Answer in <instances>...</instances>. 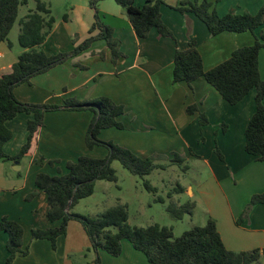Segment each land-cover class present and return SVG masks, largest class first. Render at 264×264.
Segmentation results:
<instances>
[{
    "label": "crops",
    "instance_id": "0c3cea01",
    "mask_svg": "<svg viewBox=\"0 0 264 264\" xmlns=\"http://www.w3.org/2000/svg\"><path fill=\"white\" fill-rule=\"evenodd\" d=\"M89 1L80 0L72 4L70 14L66 13V19H55L50 33L40 45L45 53L70 50L86 38L94 17V9L89 5ZM145 1L134 0V4L141 6ZM185 1L200 2L201 0H164V3L160 5L161 18L172 30L174 38L160 36L154 28L149 31L147 37L139 38L120 5L114 0H99L97 8L101 20L113 28V35L118 39L119 49L124 56L120 57L116 63H111L105 41L97 40L88 50L34 76L29 83L17 85L13 92L21 101L35 103L48 102L53 97L57 99L54 103H60L67 97L74 96L87 100L94 95H103L116 103L125 105L129 109L127 112L132 111L131 121L138 119V112H135L138 111L137 108L144 110L145 113V109L150 108L152 103L156 104V107L159 104L168 112L172 110L175 113V118L172 117L168 121L172 124L174 131L177 130L183 135L184 141H187L184 132L196 134L194 139H198V132L202 133L208 127V135L212 139L210 147L213 151L206 154L194 151L193 156L200 158L210 170L221 198L227 201L228 207H225V213L227 211L229 221L243 233L239 234L232 228L225 229L226 232H223V226L219 225L222 224L219 216L211 217L215 219L223 243L228 249L237 251L263 249L264 203L253 205L248 217L240 224L235 223L243 210L236 207L239 201L236 190L244 189V198L247 202L253 194L264 191V161H257L244 149V128L255 108V92L251 90L239 102L230 105L202 77L190 84L174 83L172 61L175 49H184L188 42L193 40L202 57L203 67L207 70L227 59L235 48L252 44L256 37L264 34V24L254 32H221L211 35L205 24L193 13H181L173 8ZM209 1L213 3L219 15L229 11L256 13L264 7V0ZM9 42L10 46L6 41L0 42V73L9 69L23 50L20 45L19 48L15 47L12 40L9 39ZM101 50L106 52V57L103 59L97 54ZM258 60L260 76L264 81V46L259 51ZM90 88L91 90L88 91ZM35 89L38 90L37 95L34 94ZM152 97L154 100L150 101ZM188 105H196L198 111L187 113ZM199 112H203L208 119L205 125L199 124ZM92 115L89 110L48 111L44 115L43 127L25 155L30 156L26 163L23 159L25 156L19 161L0 160V217L6 216L19 222L27 231L34 227L45 228L58 224L47 219L46 194L37 190L34 185L38 172L53 175L52 171L39 167L35 159L41 154L46 159L58 160L61 165H66L68 161H75L79 155L85 153L86 149L89 150L84 140ZM31 117V114L18 113L13 119L6 121L12 137L3 145L5 153L14 155L19 150L26 140L25 126ZM121 119L125 120V117ZM219 122L224 125L222 130L217 129ZM143 124L148 129L138 131L146 132V134L155 132L154 126L158 125V123L147 121ZM123 132L131 134L125 128L109 127L102 129L98 137L129 147L131 150H143L141 145L143 142L136 144L134 148H131L127 142H121L119 136ZM187 145H189L188 142ZM215 148L219 150L222 158L216 154ZM90 149L94 150L95 146ZM65 153H67L64 156L66 158H63ZM143 153H148V150ZM63 168L66 169L64 166ZM8 169L13 172H9ZM34 190L37 191L35 195L27 199L28 193ZM185 190L188 194H193L192 186L188 185ZM204 198L208 204L213 202L217 207L219 202L213 195L207 193ZM221 209L224 211L223 207ZM72 221L68 222L66 233L57 238L55 248H52L47 240L32 239L28 242V253L24 256H16L11 264H73L72 260L83 258L84 252L89 253L92 261L95 253L88 250L87 235L82 227L72 225ZM6 239L7 233L1 231L0 264H5ZM123 241L126 240H122V251ZM98 254L101 264H120V262L123 264L102 249L98 250ZM261 264H264V256L261 257Z\"/></svg>",
    "mask_w": 264,
    "mask_h": 264
},
{
    "label": "trees",
    "instance_id": "16d2710c",
    "mask_svg": "<svg viewBox=\"0 0 264 264\" xmlns=\"http://www.w3.org/2000/svg\"><path fill=\"white\" fill-rule=\"evenodd\" d=\"M35 1V9L29 10L18 21L17 41L23 50L9 69L0 73V160L19 161L23 158L44 125L45 113L53 110L91 111L93 115L85 134V144L88 148L104 146L107 154L101 158L79 155L75 161L66 163L67 170L64 174H36L34 185L37 190L43 191L47 198L46 217L58 224L31 228V238L47 240L51 247L55 248L57 238L66 233L68 222L76 220L87 235L88 250L95 253L94 264H101L99 249L112 256L120 255L122 240L128 241L134 249L141 251L147 264H261L264 248L238 251L228 249L213 218H208L203 225H194L175 237L172 228L165 225H130L127 206L123 203L109 206L94 217L71 211L75 203L93 193L97 180L116 181L115 170L111 166L113 160L119 161L123 168L140 177L150 174L156 168H165V165L155 162L152 157L136 155L126 147L98 137L102 129L124 127L119 121V117L125 112L124 106L107 96L87 100L73 96L63 98L60 103L25 102L15 96L13 89L17 85L29 83L34 76L88 50L97 40L105 41L111 63H116L124 56L119 49L118 39L113 35V28L101 20L97 8L99 0L89 1V5L94 9V17L84 40L70 50L45 53L40 45L50 33L55 17L44 1ZM114 1L124 9L137 37H147L149 31L154 28L160 36L174 38L172 30L161 18L160 5L164 0H146L141 6H136L134 0ZM26 3L27 0H0V42L6 41L10 46L9 32L17 18L19 6ZM173 8L181 13H193L205 24L211 35L221 32H254L264 24V7L256 13L229 11L219 15L211 1L201 0L180 2ZM63 18L66 19V15H63ZM263 40L264 34H261L252 44L235 48L227 59L207 70L203 67L202 57L193 40H190L184 49L176 48L172 61L174 83L190 84L202 77L230 105L236 104L254 90L255 108L244 128V149L257 161H264V81L260 76L258 60L259 51L264 46ZM97 54L102 59L106 57L104 50ZM186 109L189 113L198 111L196 105H188ZM18 113L31 114L32 117L26 122V140L14 155H9L3 150L5 142L12 137L6 121L13 119ZM198 115L199 124L205 125L208 122L206 115L203 112ZM214 150L219 158H222L219 150ZM184 160L176 154L172 161H178L181 165ZM182 167L187 169L188 166L183 164ZM143 184L148 191L156 192V187L148 180H144ZM174 191L183 192L184 187L178 184ZM36 192L34 190L28 193L26 198H32ZM156 199L164 201L161 197ZM260 203H264V191L250 197L235 223L240 224L248 217L252 206ZM193 206L190 201L179 204L170 202L166 205V211L173 218L181 219L185 213L192 214ZM111 227H114L115 231H112ZM1 231L7 233L5 264H11L16 256L28 253V245L22 246L24 230L19 222L1 216Z\"/></svg>",
    "mask_w": 264,
    "mask_h": 264
},
{
    "label": "rangeland",
    "instance_id": "374dc122",
    "mask_svg": "<svg viewBox=\"0 0 264 264\" xmlns=\"http://www.w3.org/2000/svg\"><path fill=\"white\" fill-rule=\"evenodd\" d=\"M41 1H44L47 4L55 19L61 20L63 19V15H66V13L70 14L69 12L72 4L78 3L80 0ZM35 4V0H27L26 4L20 5L18 8L17 18L8 35V39L13 41L15 47L19 48V43L17 41L19 31L18 21L29 10L35 9ZM90 90L91 88L88 91ZM34 94H38L37 89H35ZM98 96L103 95H94L92 98ZM153 100L154 97L150 98V101ZM56 101L57 99L53 97L47 103H54ZM127 104L130 105V103ZM123 106L125 112L122 117H125V120L121 119L122 117H119V121L122 123L125 121V126L123 128L131 134L123 132L120 134L119 140L121 142H127L131 148H134L136 147V144H141V142H143V144H141L143 146V150H130L139 156L152 157L155 162L164 164L165 168H156L150 174L140 177L138 175L131 174L128 170L123 168L119 161L113 160L111 162V166L115 170L116 181H107L103 179L97 180L94 185L93 193L80 199L77 203H75L71 210L76 213L94 217L98 216L109 206L123 203L127 206L128 223L130 225L147 226L154 223L165 225L172 228L173 236L175 237L179 236L183 231L190 229L194 225H203L208 218H213L211 216H219V221L221 220L222 223L219 225L223 226V232H226L225 229L232 228L234 230L236 229L239 234L243 233L229 221L227 211L225 213V207H228L227 201L226 199L221 198V193L217 185L213 182L210 170L200 158H194L193 156L194 151H200L204 154L213 151L210 147L212 139H210V136L208 135L209 128H205L202 133L198 132V139H194L196 134L188 133V131L184 132L185 138L187 139V141H184L183 135L179 134L177 130L174 131L173 126H171L172 124L168 121V119L171 120L172 117L175 118V113L172 110L168 112L166 108H162L159 104L158 107H156V104L154 103H152L150 108L145 109V113L144 110L141 111L136 107L138 111L135 112H138V119L131 121L133 118V113H131L132 111L127 112L129 109H127L125 105ZM187 113L189 112L187 111ZM163 115L166 116L163 117ZM144 121L153 122L155 124L158 123V125L154 126L156 133L153 132L152 134H146V132L138 131L139 129H148V127L143 124ZM222 128L223 123L219 122L217 124V129L222 130ZM187 142L189 145H187ZM145 150H148V153H143ZM106 154V147L97 145L94 150L90 148L89 150L86 149L85 153L82 155L101 158ZM176 154H179L185 159L183 164L188 166L187 169H183V164L180 165L178 161H172L175 159ZM65 155H67V153H65L62 157L66 158L64 157ZM29 158L30 156H25V158H23L24 162L26 163ZM35 160L37 161L39 167L52 171L53 175L64 174L66 172V169L63 168V166L66 167V165L62 164V166L58 160L46 159L41 156V154L37 155ZM8 171L13 172L11 169H8ZM144 180H148L151 185L156 187L155 193L148 191L144 187ZM178 184L184 187L183 192L174 191V188H176ZM188 185L192 186L193 194H188L185 190ZM236 192H238L237 197L239 199L236 207L244 208L247 203V199L244 198V189L239 188ZM207 193L218 199L219 203H217V207L214 206L213 202L209 204L207 203L204 198ZM157 197L163 198L164 201L161 202L157 200ZM185 201L193 203L194 206L192 214L185 213L181 219H175L166 211V205L168 203L176 202L179 204ZM221 207H223L224 211ZM244 220L245 219H243V221ZM71 223L76 227H81L76 220H73ZM23 230L22 246L24 247L28 245V242H30L32 238L30 236V231L25 230V228ZM111 230L115 231V228L111 227ZM123 246L124 249L121 251V254L115 256L113 259H119L123 264H147L144 254L141 251L134 249L128 241H123ZM129 250L133 251V253H130ZM84 254L85 256L83 258H76L72 260V263L94 264L93 260L91 261L89 258V253L84 252Z\"/></svg>",
    "mask_w": 264,
    "mask_h": 264
}]
</instances>
